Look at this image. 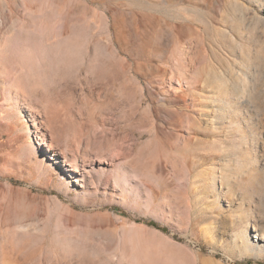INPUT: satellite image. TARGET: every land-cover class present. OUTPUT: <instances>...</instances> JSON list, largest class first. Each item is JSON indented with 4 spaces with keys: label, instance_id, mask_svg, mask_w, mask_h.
Segmentation results:
<instances>
[{
    "label": "rangeland",
    "instance_id": "rangeland-1",
    "mask_svg": "<svg viewBox=\"0 0 264 264\" xmlns=\"http://www.w3.org/2000/svg\"><path fill=\"white\" fill-rule=\"evenodd\" d=\"M8 62L28 72L0 76V208L12 212L15 188L16 237L42 248L29 264H87L82 253L94 264H138L146 239L192 264H264V0H0V70ZM103 62L120 73L99 77ZM40 99L57 125L71 113L97 127L91 107L114 119L109 139L127 146L121 161L137 157L154 125L156 142L179 145L184 169L163 153L154 160L155 199L136 176L124 196L94 193L77 181L85 170L42 144L51 128L33 110ZM59 212L64 232L88 225L93 239L63 234ZM65 248L62 261L47 259Z\"/></svg>",
    "mask_w": 264,
    "mask_h": 264
},
{
    "label": "bare ground",
    "instance_id": "bare-ground-1",
    "mask_svg": "<svg viewBox=\"0 0 264 264\" xmlns=\"http://www.w3.org/2000/svg\"><path fill=\"white\" fill-rule=\"evenodd\" d=\"M49 6L50 4L47 7ZM56 6L55 5L54 7L52 6L53 9H55ZM61 14L63 15V13ZM74 21L75 23H77L78 20L77 21L74 20ZM67 24H70V23L67 22ZM67 24L66 26L63 24L60 25L61 29L63 30L62 31L63 34H67V32L69 31L68 30L69 28L67 27L70 25L67 26ZM181 53H183L182 49L177 52V54H181ZM177 54L174 56L173 59L178 61L179 59H178ZM175 60L174 62H177ZM176 64H178V62ZM116 66L119 67V65H116ZM175 67L177 68L176 65ZM113 71L114 70L111 67V62L110 63L103 62V64H101L98 70H96L94 73L98 75L99 77L101 76L110 77ZM116 71H114V73ZM174 71H175L176 78L180 79L182 70L178 71L175 69ZM21 72L22 73L28 72L27 66L21 65V66L15 67L14 63L8 62L0 70V76L3 80H5L6 78H8L9 80V77H12L14 73L21 74ZM31 74H32L31 76H33V70H31ZM35 77H38V76H35ZM182 78L185 82L189 81L191 76L188 70H184V74ZM10 87H11V82H10ZM43 90H44L43 85L40 87H36V88L32 87L31 89H29L27 95L29 97L30 95H33V97L34 96L36 97L37 95H41L43 93ZM124 92L126 93V91ZM41 98L44 100V97H41ZM46 100H44V102ZM33 106H34L33 110L35 109V107H39L43 111L44 120L51 128V130L49 129V133H44L42 135L43 137L42 144H44L47 147V149L52 148L55 151L54 152L55 155L56 156L59 155L60 157H62L63 161H66L65 163L69 166H72V169H74L75 171L79 170V167H81L82 170H85L81 174V178H78L77 181L78 182L81 181V184L84 185V187H90L92 190H94L93 191L94 193H96L99 190V188L103 187L105 189L112 188L113 190H117L122 196H124L127 193L128 185L132 182L131 176H136L135 184H136L137 189L143 191L148 196L149 200L155 199L154 195H158L159 192H158L157 186L153 182L154 180L153 167H155L156 165L154 160L157 157H160L161 154L163 153L167 155V158L171 161L175 170H178L180 167H181L180 171L184 169V168L182 169L183 162L181 161L180 154L175 152L179 145L170 144L168 145L169 148L167 149V146L163 144H159L160 143L159 141L156 142L155 139L159 135L155 131L154 125L150 124V126L148 127V131L154 133V138H152L151 141L148 140V143L146 145H144L145 144L144 143L143 148H141L140 150L138 149L139 151H138L137 157L135 159H132V161H123V160L121 161L120 154H122L123 151L127 150V146L124 143H120V144L118 143L117 145H115V143H113L114 141L112 142L109 139V135H112V137H115L112 133L114 130L117 129V125H116L115 120L112 119L107 114H104V116L103 114L102 116H99V114L96 115V113H94L95 108L93 110H92L93 107L90 108L91 109L90 119L92 118V121L95 124H98V126L97 127L95 126V128L94 127L91 128V124L83 121V118L79 119L75 113H72V114H75L77 118L72 117L71 113L68 115L65 114L68 119V123L67 125L64 124L65 126H63V125H57L56 123L57 121H55L51 115L50 116L48 115V112H47L48 105L43 104L42 100L39 102H33ZM121 138L122 139L124 138L123 133L121 134ZM97 139H102L101 144L99 143V145H97V143H95ZM103 164H107L106 166H113L114 169L104 171V168L101 167ZM90 165L92 169L87 170V166H90ZM95 167L98 170H95ZM177 196L179 197L180 201L183 200V202H185L184 194L179 192ZM6 202H7L6 209L9 206H11L12 212L6 216H3L1 213V208H0V232H8L7 239L0 238V264H10V263L13 264L16 262L18 264H27L30 259H35V258H38L40 255H42L41 254L42 248L40 245H36L35 247H32L31 242L28 238L23 239V238L16 237V224H17L16 216H17V211H18L17 207L20 202L18 200L17 192L15 191V188L13 191H11L10 195L6 198ZM149 203H153V201ZM64 219H65L64 213L59 212L56 217L55 226L58 229H61L62 231H63L64 224L66 221V220L64 221ZM80 219L81 218H79V220ZM77 223L81 225L80 222H77ZM255 229H256V226H254V230ZM85 233H90V229L88 225L84 227L82 232L71 230L70 233H68V232L63 231V234L68 235V236H73L75 234L76 236H79V235L87 236V239L89 241L93 239V237L90 238L89 237L90 235L85 234ZM121 248L123 251H125L126 254H129L131 252L132 245L129 242H123ZM20 253H23L24 255L21 256ZM54 255L55 254H53L52 251L49 250L47 259L51 261H54V260L62 261L63 258L69 256L70 254L67 253V249L65 248V249L58 251L57 255L60 256V258H55ZM80 255L82 256V260H85L87 264H94L92 263L93 261L91 262L88 259L89 256L86 253H82ZM138 264H192V261L189 260L184 255H181V253L177 254L175 250L170 249V248H165L163 250H157L155 243L151 240L146 239V243H144L141 246V248L138 249Z\"/></svg>",
    "mask_w": 264,
    "mask_h": 264
}]
</instances>
